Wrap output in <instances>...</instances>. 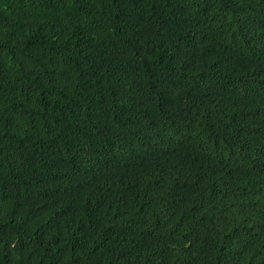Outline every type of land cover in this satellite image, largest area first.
<instances>
[{"label":"trees","instance_id":"16d2710c","mask_svg":"<svg viewBox=\"0 0 264 264\" xmlns=\"http://www.w3.org/2000/svg\"><path fill=\"white\" fill-rule=\"evenodd\" d=\"M0 264H264V0H0Z\"/></svg>","mask_w":264,"mask_h":264}]
</instances>
